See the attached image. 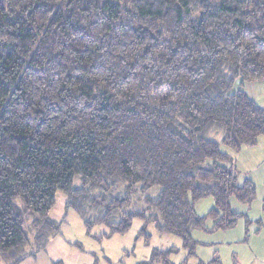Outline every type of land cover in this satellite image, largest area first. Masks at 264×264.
Masks as SVG:
<instances>
[{"label": "trees", "instance_id": "16d2710c", "mask_svg": "<svg viewBox=\"0 0 264 264\" xmlns=\"http://www.w3.org/2000/svg\"><path fill=\"white\" fill-rule=\"evenodd\" d=\"M259 82L264 0H0V264L61 235L59 194L110 235L140 217L190 247L207 220L235 227L232 198L257 195L233 155L264 137Z\"/></svg>", "mask_w": 264, "mask_h": 264}, {"label": "rangeland", "instance_id": "374dc122", "mask_svg": "<svg viewBox=\"0 0 264 264\" xmlns=\"http://www.w3.org/2000/svg\"><path fill=\"white\" fill-rule=\"evenodd\" d=\"M245 92L251 98H261L264 94L260 86L251 83L246 85ZM158 192V189H152L147 195L155 198ZM65 201V196L59 194L50 215L61 223L60 239L64 245L82 246L94 257L96 264H264L263 189L251 205L240 204L232 198L233 210L244 216L235 227L217 230L214 223L207 220L203 229L193 230L194 244L190 247L174 235H160L154 225H145L140 217L133 219L130 229L124 234L110 235L104 226L88 230L75 211L66 210ZM144 205L141 196L135 197L128 214L143 210ZM214 208V200L207 198L196 204L195 211L204 218ZM256 250L263 256L259 257Z\"/></svg>", "mask_w": 264, "mask_h": 264}, {"label": "crops", "instance_id": "0c3cea01", "mask_svg": "<svg viewBox=\"0 0 264 264\" xmlns=\"http://www.w3.org/2000/svg\"><path fill=\"white\" fill-rule=\"evenodd\" d=\"M264 91V82L253 84ZM251 86V85H250ZM264 108V94L261 98H253ZM235 167L242 181L250 180L256 185L257 195L264 190V137L258 140L254 147L246 148L239 154L233 155ZM256 195V197H257ZM232 206V204H231ZM233 208V207H232ZM263 220V219H262ZM263 223V221H261ZM65 242V241H64ZM259 257L263 256L259 250ZM256 254V253H255ZM99 263V262H98ZM97 263V264H98ZM21 264H96L94 257L85 252L80 245H64L60 236L55 237L44 251L28 258Z\"/></svg>", "mask_w": 264, "mask_h": 264}]
</instances>
